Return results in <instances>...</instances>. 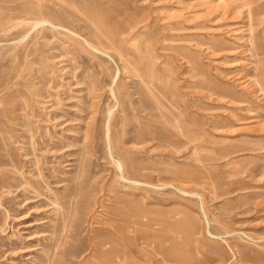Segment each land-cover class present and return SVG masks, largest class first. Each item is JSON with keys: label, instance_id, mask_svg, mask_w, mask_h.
<instances>
[{"label": "rangeland", "instance_id": "obj_1", "mask_svg": "<svg viewBox=\"0 0 264 264\" xmlns=\"http://www.w3.org/2000/svg\"><path fill=\"white\" fill-rule=\"evenodd\" d=\"M99 1L0 0V161L12 183L0 198V223L6 218L0 226V264H178L175 257L192 264H264V148L258 149L264 132L259 138V131L238 124L220 132L224 103L202 99L194 87L199 81L245 97L234 87L237 73L248 74L247 90L257 87V77L264 86V0H253L250 16L239 5L234 14L193 8L213 17L220 13L184 34L171 31L189 40L158 43L192 55L196 42L223 37L219 46L230 44L233 50H218L214 61L196 54V79L176 52L158 53L175 80L178 106L164 99L166 89L157 85L159 105L169 111L155 119L146 116L152 105L146 88L122 70L117 53L109 46L106 52L92 50L82 39L86 30L79 18ZM113 1L131 7L137 18L151 19L166 15L175 3ZM221 5L228 4L219 1L220 10ZM44 18L49 21L35 24ZM255 19L259 23L251 31L248 24ZM159 23L143 29L144 37L170 33ZM233 25L240 27L227 33ZM256 100L264 107L263 94ZM173 135L202 138L180 148L167 142ZM241 148L249 149L232 153ZM131 206L145 210L137 225L122 223L125 213H118Z\"/></svg>", "mask_w": 264, "mask_h": 264}, {"label": "bare ground", "instance_id": "obj_2", "mask_svg": "<svg viewBox=\"0 0 264 264\" xmlns=\"http://www.w3.org/2000/svg\"><path fill=\"white\" fill-rule=\"evenodd\" d=\"M100 1H99V3H97V5H95V6L93 5V7L90 9V11L88 13H82V15L79 18L80 21L82 22L85 30H86V36H84L82 39H84V42H87L90 45L91 44L94 45V46L91 45L93 47L92 50L96 49L97 51L99 50L101 52H106L105 49H107L108 46H109V47H111V49H113L117 53L119 59L122 61V66H121L122 70L125 71V72L133 73V75L137 76V78H139V81L141 82V84H143V86L146 88L147 96L152 99V105L148 108L150 111L146 112L147 113L146 116H148V118H153V119H155L157 117L159 118L160 116H163L164 113H167V111H169L167 107L159 105V100H158L156 94L153 91L154 88H157V85L162 86L163 88L166 89L165 92L161 93L162 94L161 96L164 99H167L172 106H175V107L178 106V102L175 99V97L177 96V92H176L177 91V86L175 85V80L172 78L171 70L169 68L166 69V67H165V63L166 62L160 60L161 56L158 53L164 54V53L167 52V50H173L174 52H176V54H178V56H181L180 57L181 58L180 59L181 60L180 63L184 64L187 67L188 71L193 73L194 70L196 69V65L198 64V62L195 59L197 57V55H202V56L210 58V60L214 61L213 60V58H214L213 56H215V54H216V52L218 50H219V52L222 51V50L224 52L227 51V50H233V48L231 46L229 47V45H230L229 43H226V44H229L228 47H220L219 46V43L224 44L223 37L222 38L216 37V39H213L212 42H203V41L202 42L201 41L196 42V44H197V46L195 48L196 52H194L192 55L191 54L189 55V53H183V49H178V47H176V49L174 47H172V46L160 45L158 47V43L160 41H163V40H189V37L183 38V37H185V35L180 36L177 33H171V31L174 30V31L180 32V33L183 32V34H184L190 28H194L195 29V28L203 27L204 25H203L202 21L205 22L206 20H214L219 15L220 12L222 14V13H227V11H230L231 13L234 14V12L237 10L236 8H237L238 5H239V7H241V6L245 7L247 9L248 16H250V14H252V11H253L252 5L255 4L253 2V0H173V1H175V3L173 2L174 5L171 8L168 9V10H170L169 13L167 12L166 15L164 14V15H161L160 17L157 16L156 18L151 19V16H144V17L141 16V17L137 18L136 14L134 13V11H132L131 7H128L127 5L122 6V5L116 4V3H114L115 1H113V0H104V1H101V2ZM219 1H226L228 5L223 7L224 6L223 2L220 3V4H223V6L221 5L222 9L220 10L219 9ZM202 5H204V6L206 5L207 6L206 10H210L211 8H213L214 9V11H213L214 14H215V12H218V11H220V12L216 13V15L213 14L214 15V17H213V16H211L212 12H207L206 11L205 14H202V12L200 10L193 9V8H197L198 6H199V9H201L200 6H202ZM35 12H37V11H35ZM76 12H78V11H76ZM80 14L81 13H79V15ZM221 14H220V16H221ZM207 15H210V17H207L205 20L199 21V23H196V24H193V25L190 24L192 22L191 20H193V19H195V20L197 19L198 20L199 18H202V16L205 18V16H207ZM225 16H227V15H225ZM225 16H224V20H225V18H227ZM22 17H24V15ZM42 17H44V16H42ZM46 20L47 19H45V18L42 19V20L39 19L38 21L35 22V24L40 23V22H47V21H49V18H48L47 21ZM5 21H7V20H5ZM12 21H13V19H12ZM15 21H17V19ZM55 21H54V23H55ZM80 21H78V22H80ZM0 22H1V20H0ZM157 22H160L159 24H160V27H161L162 30L164 29V31L165 30L170 31V33L163 34L162 36H160V35L156 36L153 33H148V36L144 37V35L142 33V30L147 28L148 26H150L152 24H157ZM14 23L15 22H13V24ZM257 23H259V22L256 19L251 21L248 24V28L251 31L254 30L253 26H255V24H257ZM48 25H49V22H48ZM11 27H12V25H11ZM239 27L240 26L233 25L232 29L228 28V30L226 32L228 33V32L231 31V33L232 32L234 33V31L238 30ZM23 28H26V27H23ZM28 29H29V26H28ZM57 29H59V28H57ZM5 30H3V31H5ZM56 30H54V31H56ZM51 31L53 32V30H51ZM61 31H62V29H61ZM81 31H83V30H81ZM67 32H68V30H67ZM79 32H80V30H79ZM73 33H75V31ZM24 35H26V34H24ZM57 35L60 36L61 34H57ZM76 35H79V34L76 33ZM79 36H80L79 38L82 37L81 35H79ZM233 37L236 38V39L240 38V37H236V36H233ZM72 38H75V37H72ZM66 39L68 40L69 38H66ZM238 42H241V41H238ZM29 47H28V49H29ZM185 50L188 51L189 49L185 48ZM37 53H38V51H37ZM225 54H227V53H225ZM166 55L167 54H164L165 57H166ZM118 70L116 71V73L118 72ZM241 70H243V69H241ZM30 71L31 70H29V73L32 72V71L31 72ZM237 72H240V71H237ZM237 74H238V76L236 75L237 82L234 85V87L235 88L237 87L238 89H241L242 91L241 90L240 91L246 94L245 97H240V96L236 95L233 92L231 93V95L223 93V92H217V91L214 90V88H211V86H209V84H207V83L203 84V83H201L199 81L196 82V85L194 87H195V89H197L198 93H201L202 99L204 98L205 100H209V101H213V99H214V101L217 100V102L222 101L224 103V106H223L224 109L223 110H226V113H223L225 115L219 117V131L220 132L221 131L223 132V131L231 130V129H233L235 124H238L237 126L241 125V127H239V128H241L243 130L246 129V130H249V131L250 130L259 131L256 134L260 133L259 138L263 137L262 136L263 135L262 132H264V116H262L260 114L261 113L260 110L264 109V107H263V105L262 106L258 105V104L255 105L253 103V102H255L256 98L259 97V94H261V95L263 94L264 95L263 81L259 77L254 78V84L257 87L253 88L252 90H247L248 83H249V80H247L248 74L247 73L246 74L244 73L242 75L241 74L239 75V73H237ZM199 75H200V73L196 72V73L191 74V77L196 79ZM18 76H19V74H18ZM28 77H30V76H28ZM16 79H18V78H16ZM194 79L190 80V81L194 82ZM13 80H14V78H13ZM206 81H208V80H206ZM94 83L95 82H91L90 83L92 88L95 86ZM109 90L111 91L112 89H109ZM112 91L114 93V88H113ZM196 95H197V93H196ZM171 98H173V101H172ZM21 99H23V97H21ZM262 102H264V101H262ZM154 103L156 104V106H153ZM213 104H214V102H213ZM28 105H30V104H28ZM193 105H195V104H193ZM172 106H170V107H172ZM25 107H26V105H25ZM112 109L110 110L111 112H112ZM214 112H215V110H214ZM218 112H219V110H218ZM221 112H222V110H221ZM179 115H181V113H179ZM16 116H18V115H16ZM210 120L214 121V123H215V119L214 118L210 117ZM211 121H209V122H211ZM163 123H165V122H163ZM182 124H183V126L185 125V130L186 131H191V129H189L190 125L187 123L186 120H184L182 122ZM214 126H215V124H214ZM176 127L181 132V130H182L181 129V125L177 124ZM158 128H160V127H158ZM165 129H167V128H165V126H164V130ZM157 132H158V130H157ZM158 133H160V132H158ZM167 136H169V135H167ZM208 136H210V135H208ZM201 138H202L201 135L200 136L194 135L193 137L187 138V139L181 138V135H180L179 138H176L173 135L170 139L167 138V142L170 143L172 146H179V145H186L188 143H192V142H194L196 140L200 141ZM198 144L199 143H196L194 145L192 144V145L194 146V148H196ZM179 147L182 148L181 146H179ZM262 148H264V145L263 144L259 145L258 149H262ZM177 149H179V148H177ZM248 149L249 148L236 149L232 153L238 154V152L246 151ZM254 149L255 148H252L251 150H254ZM227 153H230V152H227ZM226 155L227 154L225 153L222 156H226ZM5 164H6V162L0 161V198L5 193H7V194L10 193L11 192L10 187L12 186V183L8 179L10 175H9L8 171L5 170L6 168L4 167ZM231 164H233V163H231ZM225 165H227V163H225ZM232 172L233 171L231 169L228 171V173H232ZM122 177H123L124 180H128L129 181V179L126 176L122 175ZM131 182L135 183V181H133V180H131ZM23 185H21V186H23ZM22 189H23V187H22ZM23 192H25V191H23ZM196 194H198V192ZM199 194H198V196H199ZM37 195H40V193H38ZM25 198H29V197L25 196ZM96 199H97L96 197L93 199L94 202L97 201ZM56 206L59 207V204H56ZM30 208H35L36 209V208H38V205L31 204ZM3 210L6 211L5 209H3ZM143 212H145L143 207L135 208L133 206L126 207V209H123V211H120V210L118 211L119 214L125 213V216H121L122 217L121 220H122V223H125V224H128V225H137V224L141 223L142 221L140 220V216L142 215ZM6 215H7V212H6ZM0 216H1V212H0ZM5 221H6V218L3 219V221L0 223V226H3ZM196 229H198V228H196ZM193 230H194L193 232L196 233V234H198L200 232L199 230H195V229H193ZM121 233H123V231ZM126 234L125 235L122 234V235H124L126 237ZM132 237H133V235H132ZM129 241H130V239H129ZM131 242H134V241H131ZM134 247H135V245H134ZM10 248L12 250H15V249L18 248V246L10 244ZM167 256H170V253ZM182 256H184V255H182ZM173 257H174V255H173ZM174 261H177L178 264H192L190 259L186 260L184 257L179 258V260L177 259V257H175ZM110 264H135V263L125 262V261H120V260H111Z\"/></svg>", "mask_w": 264, "mask_h": 264}]
</instances>
